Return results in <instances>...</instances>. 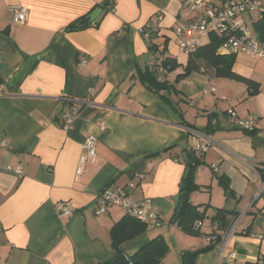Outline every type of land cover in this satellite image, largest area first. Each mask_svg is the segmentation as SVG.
<instances>
[{
  "label": "crops",
  "instance_id": "1",
  "mask_svg": "<svg viewBox=\"0 0 264 264\" xmlns=\"http://www.w3.org/2000/svg\"><path fill=\"white\" fill-rule=\"evenodd\" d=\"M182 2L0 0V264L110 263L116 258L110 230L128 217L115 207L96 216L95 199L104 188L129 182L135 184L133 198L148 200L163 224L123 242V256L163 235L170 250L162 264H180L182 252L209 244L214 210L225 209L234 213L229 221L236 218L232 236L223 251L218 243L196 264H246L264 257V182L258 173L264 169V59L234 58L232 72L258 85L252 96L242 82L216 78L209 69L191 72L176 85L187 101L178 112L195 130L208 127L209 114L219 115L203 154L193 150L191 129L180 125L179 114L148 93L135 75L148 63L138 30L150 24L158 28L157 36L168 38V56L179 65L168 81L183 73L188 56L176 48L173 35L184 17ZM14 4L28 9L23 25L10 23L8 7ZM102 6L98 27L66 29ZM206 38L198 37V46ZM66 98L80 104L69 130L59 121ZM228 110L252 119L256 133L231 126L220 116ZM88 136L96 139L94 162L82 148ZM192 151L201 163L194 170L201 189L189 202L205 214L197 237L171 224L173 198ZM6 167H19L22 175ZM222 175L234 198L219 188ZM59 202L71 204L68 217L56 211Z\"/></svg>",
  "mask_w": 264,
  "mask_h": 264
},
{
  "label": "trees",
  "instance_id": "2",
  "mask_svg": "<svg viewBox=\"0 0 264 264\" xmlns=\"http://www.w3.org/2000/svg\"><path fill=\"white\" fill-rule=\"evenodd\" d=\"M105 7L106 6H102L101 10ZM110 11H113V8H111ZM89 15L90 14H86L79 18L77 21L70 23L68 26H66V29L77 30L85 27H98L99 20L96 19L95 22H90L88 18ZM263 22L264 15L263 17H261L260 22L253 24L254 32L257 33L259 38L262 40H264ZM141 29L143 32L141 34V37L144 38L147 45L148 63L144 70H137L135 74L136 78L148 93L161 99L171 110L179 114V118L181 119L180 125L207 136L214 131L213 128L214 126H217L216 122L219 118L218 114L211 113L209 114L210 123H208V127L200 130H195L193 126L188 125V123L184 121L182 115L180 114V112H178L179 104L187 103V101L183 99V96L178 91L176 85L181 80L189 76L191 72L205 73L206 70L209 69L212 71L214 77L216 78L230 79L242 82L246 85L248 90L252 91V93L249 91V95L251 96L258 92V85L256 83L232 72V67L235 62V56L222 55L218 52V48L220 47L219 45H221L224 40L223 36H220L218 34H210L207 37V43L202 46H198L194 52L187 55V63L184 67L183 73L177 75L174 82L170 83L167 77L169 76V73H174L179 65L173 58L168 56V38H166L165 36H157L158 28L156 26H153L152 24H150L147 28L143 27ZM160 69L166 71V75L159 74ZM24 70L26 69L24 68ZM135 75H132V77H135ZM222 115H226L227 121L229 120L227 111L222 113L220 116ZM213 120H216V122H214V124H211ZM245 131L246 133H248V135L256 133L255 122L251 130ZM171 149L172 148H168L164 150V152H167ZM158 155L159 154H155L153 156L156 157ZM194 161L195 162H193V165L190 164L187 167L189 168V173L187 175H183L184 177L180 183V188H178L181 209L180 214H178V219L175 222L171 221V224L176 226V228H178L182 233L188 236L197 237L200 235V226L196 227V225L198 223H201L202 226L205 214H203L204 211L202 208L192 206L189 202L190 196H192L193 193L200 191L201 189L200 186L196 184L194 176V170L196 169V167L200 166L201 163L195 158ZM258 173L260 175V178L264 182V169L259 168ZM217 179L219 188L222 189L225 197L234 198L235 194L230 188L228 178L222 175ZM214 212L215 215L211 218L210 225L212 227V232L207 238L209 239L214 236V240H210L209 244L203 248L194 251L182 252L180 257V264H196V261L200 255L208 253L214 248L215 245L223 241L222 238L224 234L229 231L236 218L233 221H229V216L234 215V213H230V211H227L225 209H216L214 210ZM174 216L172 217V220ZM110 231L112 248L117 257L118 255L122 254L120 246L123 242L133 239L139 234L145 232L146 229L144 224L128 217L124 221L117 223L116 226H113ZM169 250L170 247L165 237L163 235H158L157 237H155V239L153 238L147 241V243L140 249H138L134 254L126 257L128 260L126 264H162L164 258L169 253ZM259 262L264 264L263 256L258 257L255 262H246V264H260ZM106 264H109V262Z\"/></svg>",
  "mask_w": 264,
  "mask_h": 264
},
{
  "label": "built area",
  "instance_id": "3",
  "mask_svg": "<svg viewBox=\"0 0 264 264\" xmlns=\"http://www.w3.org/2000/svg\"><path fill=\"white\" fill-rule=\"evenodd\" d=\"M181 8L184 11L183 20L180 21L173 31L176 48L179 51L188 55L197 49L198 37L218 34L224 38L218 48L220 54L227 56L248 54L257 59H264V40L260 39L254 29H250L246 20H244V15L249 17L257 14L261 21V17L264 15V0H214L210 4L204 0H183ZM8 13L10 23L17 26L23 25L28 18V9L21 4L9 6ZM156 19L159 22L162 19V14H157ZM138 32L140 35L143 33L141 28ZM85 63L86 61L81 59L79 65L85 66ZM165 73L166 71L159 70V74L166 75ZM90 94H93L92 90H90ZM64 104V109L59 115V121L63 130H69L79 115L80 104L70 98H66ZM227 114L229 116L228 123L231 126H239L245 130L253 128L254 122L252 119L241 120L233 110H228ZM214 122L216 120H213L211 124H214ZM105 127L106 125L103 122L98 125L100 131H105ZM189 134L194 141L193 150L203 154L210 145V138L192 130L189 131ZM84 142L82 148L86 156L94 162L96 158V139L93 136H88ZM20 169L19 167L14 169L6 167L7 171H11L18 176L22 175V170ZM212 170L218 172L216 166H213ZM134 188L135 184L132 182L123 187L113 185L104 188L95 199L96 208L94 214L100 216L106 213L109 208L115 207L121 209L126 217L144 224L146 230L161 227L163 222L151 207L150 202L148 200L137 201L133 198L130 190ZM55 207L58 214L62 217H68L73 211L69 202H59ZM234 224L224 234L220 252L223 251L227 238L232 236ZM199 226H201V223L196 225V227ZM214 238L213 236L207 240H214ZM230 257H235L233 251L230 253Z\"/></svg>",
  "mask_w": 264,
  "mask_h": 264
},
{
  "label": "water",
  "instance_id": "4",
  "mask_svg": "<svg viewBox=\"0 0 264 264\" xmlns=\"http://www.w3.org/2000/svg\"><path fill=\"white\" fill-rule=\"evenodd\" d=\"M101 11H102L101 8H97L93 12H91V14L88 16L89 21L90 22H93V21L95 22V20L101 14L100 13ZM130 33L131 34H130L129 37L132 36V32H130ZM234 128L236 130H239L240 129L239 126H235ZM184 156L186 157V155H184ZM194 156L195 155H194V152L193 151L187 154V157L190 158L189 165L190 164L191 165L194 164L193 163V162H195L194 161ZM188 173H189V168H186L185 175H187ZM179 200H180V197L179 196H176V197L173 198V202H175L177 204V208H176L175 214H174L175 216H174V218L172 220L173 222H175L178 219V217H179L178 214H180L181 203L179 202ZM127 262H128L127 258L125 256H123V254H121V255H118L115 259H113L109 264H126Z\"/></svg>",
  "mask_w": 264,
  "mask_h": 264
},
{
  "label": "rangeland",
  "instance_id": "5",
  "mask_svg": "<svg viewBox=\"0 0 264 264\" xmlns=\"http://www.w3.org/2000/svg\"><path fill=\"white\" fill-rule=\"evenodd\" d=\"M259 18H260V17H259L257 14H253V15H251V16H249V17L246 16V15H244V20H247V21L252 20L254 23L259 22V21H260ZM263 23H264V22H263ZM247 26H248L250 29L253 30V24H252V22L247 23ZM206 41H207V38H206V39H202V40H200V44H201V45H202V44H205Z\"/></svg>",
  "mask_w": 264,
  "mask_h": 264
}]
</instances>
